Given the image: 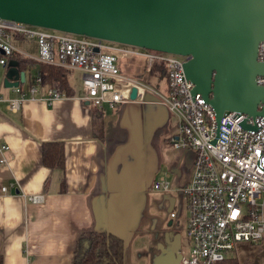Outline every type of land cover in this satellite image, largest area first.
Here are the masks:
<instances>
[{
    "label": "crops",
    "instance_id": "0c3cea01",
    "mask_svg": "<svg viewBox=\"0 0 264 264\" xmlns=\"http://www.w3.org/2000/svg\"><path fill=\"white\" fill-rule=\"evenodd\" d=\"M29 45L35 48L32 41L15 44L26 55L22 46ZM32 56L17 57L25 61L18 68L26 69L24 83L35 73L37 63ZM122 66L118 67L121 75L132 79ZM136 66L148 73L141 60ZM138 67L133 68L135 76L141 73ZM66 72L79 76L77 71ZM66 84L70 95L52 103L42 101L40 94L26 96L15 113L0 103V144L7 147L5 164L0 165V185L7 186L6 194L0 196V264H71L77 238L96 231L121 239L122 264H148L136 254L126 256L129 215L136 199L164 177L170 189L157 192L155 200L168 210V216L158 218L154 228L164 231L169 222L172 229L169 213L174 208L182 210L184 224L179 189L190 176L191 152L171 147L176 120L157 102L153 92H160L153 88L132 102L95 107L100 111L101 129V136L96 137L90 127L93 106L82 100V94H74L67 77ZM0 88L2 98L15 96L11 90L10 96L7 89L11 88ZM50 142L62 146L60 170L42 163L41 144ZM29 196L38 200L30 203Z\"/></svg>",
    "mask_w": 264,
    "mask_h": 264
},
{
    "label": "built area",
    "instance_id": "2783aa9c",
    "mask_svg": "<svg viewBox=\"0 0 264 264\" xmlns=\"http://www.w3.org/2000/svg\"><path fill=\"white\" fill-rule=\"evenodd\" d=\"M16 41L34 43L32 59L38 64L77 71L82 100L96 108L132 102L141 99L145 91H152L138 79L121 75L119 60L138 58L146 72L152 66L163 68L164 91L152 92L163 109L175 117L177 132L169 138L171 147L189 150L192 155L190 176L179 189L186 214L184 229L188 249L178 264H220L238 244L258 243L264 233V124L261 118L224 111L216 127L213 111L201 96L191 94L193 85L183 77L181 64L185 56L0 19L2 76L9 61L30 58L15 46ZM256 61L264 64V41L256 45ZM254 79L264 90V74ZM24 84V87L18 83L16 88H11L13 98L4 99L0 95V103L4 102L10 113L18 111L26 96L40 94L46 103L62 97L51 86L42 85L35 73ZM131 88L135 90L134 100L128 98ZM260 107L264 109V99L256 106L257 110ZM241 122L254 130L244 129ZM6 149L0 144V165L5 164ZM150 186L156 192L165 193L170 189L164 177ZM6 189L7 186L0 185V196L6 194ZM37 200L38 196L27 197L30 203ZM169 217L174 214L169 213Z\"/></svg>",
    "mask_w": 264,
    "mask_h": 264
},
{
    "label": "water",
    "instance_id": "95a60500",
    "mask_svg": "<svg viewBox=\"0 0 264 264\" xmlns=\"http://www.w3.org/2000/svg\"><path fill=\"white\" fill-rule=\"evenodd\" d=\"M0 19L101 41L187 57L183 77L214 113L259 117L264 124V74L256 45L264 41V0H0ZM24 78L9 61L2 87ZM135 90L128 98L134 100ZM86 104V103H85ZM244 129L248 127L240 123ZM213 143V141H212ZM167 222L151 264H178L179 235Z\"/></svg>",
    "mask_w": 264,
    "mask_h": 264
},
{
    "label": "rangeland",
    "instance_id": "374dc122",
    "mask_svg": "<svg viewBox=\"0 0 264 264\" xmlns=\"http://www.w3.org/2000/svg\"><path fill=\"white\" fill-rule=\"evenodd\" d=\"M22 48L26 50L28 56L35 54V48L33 49L32 45L26 47L22 46ZM138 62H140L139 59L130 58L124 59L122 60V63L119 62L117 64L118 67L120 64L123 65V70L128 72V77H131L132 79L136 77L138 81L144 83V85H146L148 88H153L157 92L162 93V89L165 83L163 77H157L155 74L151 73H144L141 67L136 66ZM129 63H134V67L130 68L128 66ZM135 67L141 69V73L138 76H135L137 75V73L134 74L135 71H137V69H133ZM22 70L24 71L26 69ZM1 72L2 71H0V77H2ZM66 77L68 84L74 91V94L81 95L82 90L79 82V76L73 72H68ZM23 85L24 84L20 83V87H22ZM0 89L2 92L3 89ZM7 90L10 96H12L13 94H11L10 92L11 89ZM155 194L158 195V193L155 191L146 192L145 194H141L138 200L136 199L135 207L132 213L129 215V228L127 230L129 232L127 233L125 240V245L127 247L126 256L136 254L146 259L148 264L152 260L151 258L153 256L159 254L160 249L156 245H159V240L163 233L162 230H157L156 227L154 228L155 221L158 218L165 219L168 216V210H166L164 206L156 204L157 201L155 200ZM179 211L181 215L179 214ZM172 213L174 214V217L172 218V229H174V232L179 235V250L182 257H185L188 248L187 243H185L183 213L180 208L172 209ZM229 257H232V261H230L229 264H264V233L258 240L257 244H238L229 255Z\"/></svg>",
    "mask_w": 264,
    "mask_h": 264
},
{
    "label": "trees",
    "instance_id": "16d2710c",
    "mask_svg": "<svg viewBox=\"0 0 264 264\" xmlns=\"http://www.w3.org/2000/svg\"><path fill=\"white\" fill-rule=\"evenodd\" d=\"M17 67L24 65L25 61L17 59ZM42 84L51 86L61 95H70V88L66 84V71L51 65H36L34 70ZM151 74L163 76V68L152 66L149 69ZM148 72V73H149ZM100 111L92 107L90 127L96 137L101 136ZM41 160L44 166L61 169L62 167V146L59 143L50 142L41 144ZM74 252L71 264H122L123 246L119 237L105 231L89 232L77 238L74 245ZM232 257L225 259L220 264H229Z\"/></svg>",
    "mask_w": 264,
    "mask_h": 264
}]
</instances>
